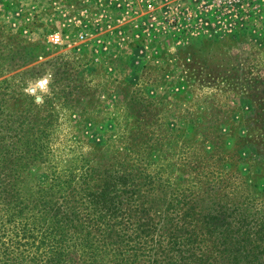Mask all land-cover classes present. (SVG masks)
<instances>
[{
    "label": "rangeland",
    "instance_id": "1",
    "mask_svg": "<svg viewBox=\"0 0 264 264\" xmlns=\"http://www.w3.org/2000/svg\"><path fill=\"white\" fill-rule=\"evenodd\" d=\"M1 80L43 102L60 158L159 142L250 166L264 200V0H0Z\"/></svg>",
    "mask_w": 264,
    "mask_h": 264
},
{
    "label": "trees",
    "instance_id": "2",
    "mask_svg": "<svg viewBox=\"0 0 264 264\" xmlns=\"http://www.w3.org/2000/svg\"><path fill=\"white\" fill-rule=\"evenodd\" d=\"M9 88L0 81V264H264L250 166L171 164L159 142L60 158L52 114Z\"/></svg>",
    "mask_w": 264,
    "mask_h": 264
},
{
    "label": "built area",
    "instance_id": "3",
    "mask_svg": "<svg viewBox=\"0 0 264 264\" xmlns=\"http://www.w3.org/2000/svg\"><path fill=\"white\" fill-rule=\"evenodd\" d=\"M205 0H198V2H203ZM212 2L213 5H215L216 7H225V8H230L233 5L235 6V4L237 2H239V0H210ZM51 41L53 43H56L59 41V37L58 35L55 34V36L51 37Z\"/></svg>",
    "mask_w": 264,
    "mask_h": 264
}]
</instances>
